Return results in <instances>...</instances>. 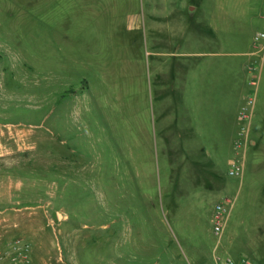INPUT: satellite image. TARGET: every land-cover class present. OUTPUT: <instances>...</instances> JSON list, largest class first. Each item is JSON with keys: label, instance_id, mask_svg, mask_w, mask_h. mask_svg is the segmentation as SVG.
Returning <instances> with one entry per match:
<instances>
[{"label": "rangeland", "instance_id": "obj_1", "mask_svg": "<svg viewBox=\"0 0 264 264\" xmlns=\"http://www.w3.org/2000/svg\"><path fill=\"white\" fill-rule=\"evenodd\" d=\"M189 1L0 0V253L23 238L33 264H214L216 251L264 264V140L242 181L229 175L234 141L207 146L228 193L210 185L208 162L181 171L185 153L166 147L188 126ZM227 199L220 239L211 214Z\"/></svg>", "mask_w": 264, "mask_h": 264}, {"label": "crops", "instance_id": "obj_2", "mask_svg": "<svg viewBox=\"0 0 264 264\" xmlns=\"http://www.w3.org/2000/svg\"><path fill=\"white\" fill-rule=\"evenodd\" d=\"M181 9H186V16L190 21L199 15L194 33H192L195 49L190 47L184 52L182 54L184 60L180 63L183 73L185 72L181 80L179 102L185 113L180 115V121L185 120L188 122V126L184 127L183 133L180 126L178 130L179 142L168 141L166 147H170L169 151L172 152L171 146L177 145L179 150L185 153L178 161V168L181 171H201V163L208 162L209 168L204 166V169H209L211 173L210 185L217 186L215 189L227 192L234 188V182L219 175L218 163L221 157L212 154L207 146L213 145L223 149L229 145L230 141H234L235 145L240 129L238 114L251 96V90L248 88L251 85L247 68L254 64L257 66L255 75L258 76V85L254 92L255 106L250 143L243 153L244 173L240 178L241 181L248 166L249 150L257 151L262 147L264 140V39L256 46L254 38L256 35L264 33V0H190ZM183 17L181 15V18ZM188 28L191 29V26H188V23L185 25V22H179L174 26L169 22L170 33L180 31L186 34L189 31ZM247 34L249 36L246 38ZM210 46L211 50H206ZM191 60H195V62L192 63ZM168 127L171 129V125ZM190 131L192 135L195 134L196 138L200 139L196 149L201 151L202 155L193 156V147L190 148V142H188L190 138L186 139L187 132ZM175 134L177 135V133ZM187 146L189 147L186 148ZM236 152L239 156L240 152L237 150ZM251 157L254 166H258L263 158L259 153H254ZM227 161L231 164L233 162L232 158ZM169 162L171 166L172 156H169ZM219 204L221 202L217 203L216 207ZM216 207L211 214L212 219ZM228 214L229 212L227 213V222ZM212 219L211 224L213 223ZM5 250H7V245L2 252ZM216 252L214 264H217L218 259L239 260L245 258L242 254H230L226 257L217 255ZM31 259L32 262L33 260L39 261V256L33 253ZM2 264L7 263L3 260Z\"/></svg>", "mask_w": 264, "mask_h": 264}, {"label": "built area", "instance_id": "obj_3", "mask_svg": "<svg viewBox=\"0 0 264 264\" xmlns=\"http://www.w3.org/2000/svg\"><path fill=\"white\" fill-rule=\"evenodd\" d=\"M262 39H264V33H260L255 36L254 42L257 46ZM248 70L252 75L250 79V85H258V76L255 75L257 66L249 65ZM255 99L254 96L249 97L245 105L239 111V119L242 121V126L238 134V139L235 142V149L241 153V157L236 158L229 170V175L233 177H240L244 173V150L250 143V130L251 123L254 114ZM232 204L230 199L226 200V204L221 203L216 207L213 214V231L215 235L221 236L224 233L227 222L228 206ZM5 260L7 264H33L31 259V246L23 238H16L7 244V250L0 253V264ZM217 264H256L248 258H241L239 260L233 258L218 259Z\"/></svg>", "mask_w": 264, "mask_h": 264}, {"label": "bare ground", "instance_id": "obj_4", "mask_svg": "<svg viewBox=\"0 0 264 264\" xmlns=\"http://www.w3.org/2000/svg\"><path fill=\"white\" fill-rule=\"evenodd\" d=\"M0 131H1V130H0ZM2 132H3V131H2ZM17 132H18V131H17ZM4 134H5V133L3 132V133H2V136H4ZM14 135H15V134H14Z\"/></svg>", "mask_w": 264, "mask_h": 264}]
</instances>
